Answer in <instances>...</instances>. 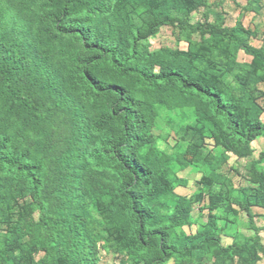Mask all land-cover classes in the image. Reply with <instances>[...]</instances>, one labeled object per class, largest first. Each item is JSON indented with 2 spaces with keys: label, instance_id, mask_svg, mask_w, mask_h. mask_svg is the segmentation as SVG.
<instances>
[{
  "label": "trees",
  "instance_id": "obj_1",
  "mask_svg": "<svg viewBox=\"0 0 264 264\" xmlns=\"http://www.w3.org/2000/svg\"><path fill=\"white\" fill-rule=\"evenodd\" d=\"M224 22L208 0H0V264H99L101 245L119 264H259L264 38ZM162 28L176 46L152 50ZM158 108L193 117L174 156L156 148ZM189 167L202 176L184 197ZM196 205L206 223L175 239Z\"/></svg>",
  "mask_w": 264,
  "mask_h": 264
},
{
  "label": "rangeland",
  "instance_id": "obj_2",
  "mask_svg": "<svg viewBox=\"0 0 264 264\" xmlns=\"http://www.w3.org/2000/svg\"><path fill=\"white\" fill-rule=\"evenodd\" d=\"M211 3L213 10L222 15L225 25L228 27H234L237 21H241L245 28L250 30H258L260 32V38L256 40H251V44L254 47L260 48L262 46V41L264 38V0H260L261 11L258 15L254 12H244L243 8H240L237 4L244 7L246 6V0H208ZM203 19L201 14H194V20ZM212 19V18H211ZM172 47L176 46V39L169 28H162L160 33L151 40L152 50H158L161 47ZM186 43H180V49H186ZM233 56L238 60V62L251 64L252 58L245 55L239 47H235L232 50ZM157 122L156 127L153 130L154 137L156 138V148H158L164 154L169 156H174L179 153L178 140L176 137V132L184 124L191 123L193 117L189 110L174 111L169 112L165 108L157 109ZM264 121V117H263ZM62 141L60 140V143ZM59 143V142H58ZM255 151V157L257 158L259 153L264 150V139H260L252 144ZM208 150H213L212 145H209ZM245 160H237L236 157L231 156L228 167H234L241 169L245 166ZM196 168L189 167L185 170H179L177 172L178 178L185 180L187 182L186 186L176 188V194L184 197L192 196L197 189V183L200 181L202 173L195 170ZM235 187H239L240 179L235 175L231 174ZM201 205H196L193 211V218L195 224L192 227H185L174 232V238L179 239L185 236L194 234L198 227L206 223L207 212L201 213L198 208ZM254 214L256 216L255 222L259 228L264 226V214L260 213L258 210L254 209ZM36 218L38 215L35 216ZM236 231L244 233L246 235H254V231L250 229L249 219L244 213H239V218L236 220ZM222 244L224 246H229L232 243V239L226 236V233L222 234ZM259 237L264 244V231H261ZM100 261L99 264H119L121 257L113 253H106L104 247L100 246ZM44 254L40 253L36 256L37 264H43ZM168 264H176L174 261H170ZM209 264V263H208ZM259 264H264V254H261V261Z\"/></svg>",
  "mask_w": 264,
  "mask_h": 264
},
{
  "label": "crops",
  "instance_id": "obj_3",
  "mask_svg": "<svg viewBox=\"0 0 264 264\" xmlns=\"http://www.w3.org/2000/svg\"><path fill=\"white\" fill-rule=\"evenodd\" d=\"M254 209H256V210H258L260 213H263L264 214V210L263 209H260V208H254ZM254 209H253V213H254ZM255 215V214H254ZM262 227H264V226H262Z\"/></svg>",
  "mask_w": 264,
  "mask_h": 264
}]
</instances>
